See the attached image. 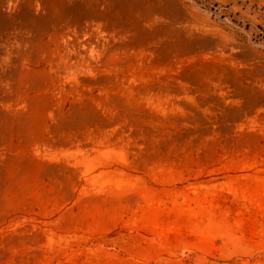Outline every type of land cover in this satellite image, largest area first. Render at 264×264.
Here are the masks:
<instances>
[{
    "label": "rangeland",
    "instance_id": "obj_1",
    "mask_svg": "<svg viewBox=\"0 0 264 264\" xmlns=\"http://www.w3.org/2000/svg\"><path fill=\"white\" fill-rule=\"evenodd\" d=\"M0 264H264V0H0Z\"/></svg>",
    "mask_w": 264,
    "mask_h": 264
}]
</instances>
